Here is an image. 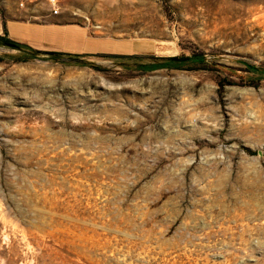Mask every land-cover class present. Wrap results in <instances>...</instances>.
I'll list each match as a JSON object with an SVG mask.
<instances>
[{
	"label": "rangeland",
	"instance_id": "rangeland-1",
	"mask_svg": "<svg viewBox=\"0 0 264 264\" xmlns=\"http://www.w3.org/2000/svg\"><path fill=\"white\" fill-rule=\"evenodd\" d=\"M7 20L138 52L0 46V264H264V0H0ZM167 57L188 60L139 68Z\"/></svg>",
	"mask_w": 264,
	"mask_h": 264
},
{
	"label": "crops",
	"instance_id": "crops-1",
	"mask_svg": "<svg viewBox=\"0 0 264 264\" xmlns=\"http://www.w3.org/2000/svg\"><path fill=\"white\" fill-rule=\"evenodd\" d=\"M6 30L9 39L25 44L36 50L56 51L69 54H112L122 52L134 54L138 48L131 44H111L92 37L86 29L74 24L54 21L33 23L22 20L0 22V35Z\"/></svg>",
	"mask_w": 264,
	"mask_h": 264
},
{
	"label": "trees",
	"instance_id": "trees-1",
	"mask_svg": "<svg viewBox=\"0 0 264 264\" xmlns=\"http://www.w3.org/2000/svg\"><path fill=\"white\" fill-rule=\"evenodd\" d=\"M4 45L12 47V48H15V49L27 48L30 51V53L32 54V55L27 56V57L22 58V59H20V58H12L14 61L26 60L28 58L34 57V55L39 54V53L46 54V55L49 56V58H52V59L58 58L59 56H64V55H68L69 56V55H71L69 53H63V52L41 51V50L33 49L31 47H28L25 44H22V43H19V42H16V41H13V40L9 39L8 36H7L6 30H4V34L3 35H0V46H4ZM85 55H87V54H85ZM107 55H111L112 57H114V56H116V57L120 56L121 57L122 56V55H112V54H107ZM125 56H132V55H125ZM0 60H1V58H0ZM158 60H163L165 62L159 63V64H153V65H139V68H141L143 70H150V69L160 68V67H164V66L176 67V64H177V63H175V60L172 59V57L159 58ZM190 60H193L194 62H202L203 59H201L200 56L195 55V56L191 57Z\"/></svg>",
	"mask_w": 264,
	"mask_h": 264
},
{
	"label": "water",
	"instance_id": "water-1",
	"mask_svg": "<svg viewBox=\"0 0 264 264\" xmlns=\"http://www.w3.org/2000/svg\"><path fill=\"white\" fill-rule=\"evenodd\" d=\"M173 60L175 61H185L188 59V57H172ZM65 61V60H70V61H83V59L81 58H73V57H68L65 59H61V61ZM251 68H255L254 66H250Z\"/></svg>",
	"mask_w": 264,
	"mask_h": 264
},
{
	"label": "built area",
	"instance_id": "built-area-1",
	"mask_svg": "<svg viewBox=\"0 0 264 264\" xmlns=\"http://www.w3.org/2000/svg\"><path fill=\"white\" fill-rule=\"evenodd\" d=\"M50 4L54 7L56 4V0H49ZM53 13H57L56 9L53 10Z\"/></svg>",
	"mask_w": 264,
	"mask_h": 264
}]
</instances>
